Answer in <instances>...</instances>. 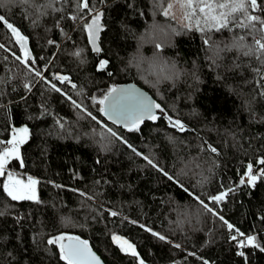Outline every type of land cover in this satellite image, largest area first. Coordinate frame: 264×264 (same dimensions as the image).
Returning <instances> with one entry per match:
<instances>
[{"label": "trees", "instance_id": "1", "mask_svg": "<svg viewBox=\"0 0 264 264\" xmlns=\"http://www.w3.org/2000/svg\"><path fill=\"white\" fill-rule=\"evenodd\" d=\"M88 3L90 10L82 0L0 6L26 37L0 22V151L14 129L28 128L23 166L11 159L8 171L39 181L38 200L14 201L0 177V264H65L59 246L47 244L61 234L86 240L106 264H264V79L252 71L260 67L254 58L226 47L243 33H201L194 21L186 28L179 4L168 9L173 0ZM97 16L99 52L85 28ZM126 84L163 110L138 131L99 111L97 101Z\"/></svg>", "mask_w": 264, "mask_h": 264}, {"label": "snow or ice", "instance_id": "2", "mask_svg": "<svg viewBox=\"0 0 264 264\" xmlns=\"http://www.w3.org/2000/svg\"><path fill=\"white\" fill-rule=\"evenodd\" d=\"M8 2L13 4H28L31 3L32 0H8ZM174 4H179L180 8L183 10V18L189 21V23L185 25L186 28L191 29L193 27L192 22L194 21L195 28L201 33L206 31L221 32L222 30L236 32L240 30L243 34L238 33L234 35L232 37V43L226 47L228 50L235 48L245 57L254 58L260 67L253 68L252 71L259 75L261 79H264V72H262V69H264V0H173V3L168 4V9H172ZM0 6H5L3 0H0ZM34 6L37 8V11L44 7L43 5ZM82 7L84 9H89L88 0H82ZM164 15L168 16L169 11L166 10ZM72 19L75 20L76 17L73 16ZM97 21L98 16L92 20L91 24L85 25L89 42L92 45V50L95 52L100 51L96 43L97 34L100 30ZM0 22H2L19 41L22 42L26 39L4 15H0ZM249 40L251 41L250 43L248 42ZM204 43L208 45L209 40L205 39ZM3 47L4 45L0 44V48ZM21 47H24L23 43H21ZM156 47L159 48L160 45H156ZM219 50L217 46V52ZM25 52L27 55L26 49ZM75 55L79 56L80 52L77 51ZM17 59H19V57H17ZM107 64V60H101L98 70H104ZM234 66L239 67V65ZM170 67L174 69L175 66L172 65ZM35 74L40 76L41 72L37 70ZM174 75L178 78L179 72H174ZM56 78L61 81L69 79L66 76H57ZM166 78L171 77L168 76ZM73 87H75V85H73ZM52 88L57 92L60 91L59 88H56L55 84H52ZM261 94L264 95V91H262ZM73 103L75 104V101H73ZM97 103L104 105V107L99 109L104 116L108 117V119L112 120L114 123L123 125L128 128L129 131H138L140 124H142L145 119L156 120L158 117L154 114V109H161L159 104L140 93L134 87L123 88L113 86L102 99L97 101ZM77 107H79V105H77ZM161 111L163 110L161 109ZM88 115L92 116L90 112ZM92 119L95 120L96 117L93 116ZM168 119L171 122V117H168ZM173 126L178 127L181 131H183L185 127L179 120H176ZM107 130L113 136L116 135L111 128ZM17 133L21 135L17 136ZM28 133L29 130L26 127L14 129L12 139L6 142L10 147H5L3 151H0V177L6 176L8 181L3 184V190L7 196L14 201L38 199L36 193V185L39 183L38 180L28 176L27 181H25L15 177L11 172H6V166L10 159L19 160L21 167L23 166L19 145L26 141ZM129 147H131V145H129ZM210 148L213 153L217 151L214 147L210 146ZM133 151H135V149H133ZM145 159L147 160L148 158L145 157ZM148 163L151 164L152 161L148 160ZM259 163L264 165V159L260 160ZM161 171L163 170L161 169ZM251 171L252 165L249 164V174H251ZM164 175L168 176L166 172ZM262 175H264V170H262ZM168 178L172 179L170 176ZM256 179L257 177L255 175H250L251 182H255ZM240 182L244 183L243 180ZM226 195L227 193H222L211 197V199L213 201H220ZM196 199L199 200V197H196ZM199 202L209 212L212 211L204 201L199 200ZM111 215L115 216L117 213L112 212ZM220 219L223 220V217H220ZM227 226L229 229L233 227L231 224ZM141 227H143V225H141ZM147 230L151 231V229ZM153 235L157 236L160 240L165 239V237L159 233L153 232ZM112 239L118 243L122 241L121 237L115 235ZM232 239L235 240L236 237L233 236ZM254 239V237H248V242L252 243ZM66 240L67 243H65ZM47 244L59 246V259L64 261L65 264H100L99 258L92 252L88 242L86 240H81L79 237L61 234L60 236L49 238ZM125 245L127 246L126 248ZM177 247H179V245H177ZM121 248L125 251L131 250L132 255H137L134 246L127 240L122 241ZM241 255H243V253H241ZM140 264H144V261L141 260Z\"/></svg>", "mask_w": 264, "mask_h": 264}, {"label": "water", "instance_id": "3", "mask_svg": "<svg viewBox=\"0 0 264 264\" xmlns=\"http://www.w3.org/2000/svg\"><path fill=\"white\" fill-rule=\"evenodd\" d=\"M120 87H123V88H128V87H134L136 90H138L140 93H142L143 95H145L146 97L150 98L152 101L155 102V99L154 97L148 92L146 91L145 89L141 88L140 86H137L135 84H126V85H123V86H120ZM156 103V102H155ZM156 113V109H154V114ZM106 117V116H105ZM108 119V117H106ZM109 121H111L112 123H114L112 120L108 119ZM148 119H145L144 121H147ZM115 125L119 126V127H124L123 125L121 124H117V123H114ZM126 128V127H124ZM65 243H67V240L65 241ZM90 247V246H89ZM91 248V247H90ZM92 252L95 253V255L99 258L100 260V264H106L103 259L91 248Z\"/></svg>", "mask_w": 264, "mask_h": 264}, {"label": "rangeland", "instance_id": "4", "mask_svg": "<svg viewBox=\"0 0 264 264\" xmlns=\"http://www.w3.org/2000/svg\"><path fill=\"white\" fill-rule=\"evenodd\" d=\"M21 128H25V127H21ZM17 129H20V128H17ZM19 135H21V134H20V133H17V136H19ZM28 136H29V133H28ZM27 139H28V137H27ZM27 139H26V141H27ZM26 141H25V142H26ZM25 142H24V143H25ZM24 143H23V144H24ZM21 145H22V144L19 145V148H20ZM10 160H11V159H10ZM10 160H9V161H10ZM8 163H9V162H8ZM6 172H10V171H8V164H7V166H6ZM11 173H12V172H11ZM12 174H13L15 177H18L19 179H23V180L27 181V177H28V176H25V177H24V176L17 175V174H15V173H12ZM4 177H5V183H7V182H8V181H7V177H6V176H4ZM31 177H32V176H31ZM33 178L36 179L35 177H33ZM249 179H250V178H249ZM36 180H37V179H36ZM36 193H37V197H38V199H39V189H38V184L36 185ZM38 199H37V200H38ZM32 201H35V200H32ZM121 238H122V237H121ZM123 240H126V239L122 238V241H123ZM122 241H121L120 243H118V242L115 241V243L118 244V246L121 247V243H122ZM127 241H128V240H127ZM128 242H129V241H128ZM129 243H130V242H129ZM130 244H131V243H130ZM126 247H127V246L125 245V248H126ZM134 250H135V252H136L135 247H134ZM124 251H125V250H124ZM125 252H128V253H131V254H132V251H131V250H127V251H125Z\"/></svg>", "mask_w": 264, "mask_h": 264}, {"label": "built area", "instance_id": "5", "mask_svg": "<svg viewBox=\"0 0 264 264\" xmlns=\"http://www.w3.org/2000/svg\"><path fill=\"white\" fill-rule=\"evenodd\" d=\"M246 239V238H245ZM245 239H244V242H245Z\"/></svg>", "mask_w": 264, "mask_h": 264}]
</instances>
